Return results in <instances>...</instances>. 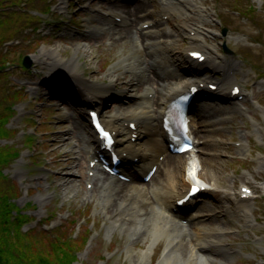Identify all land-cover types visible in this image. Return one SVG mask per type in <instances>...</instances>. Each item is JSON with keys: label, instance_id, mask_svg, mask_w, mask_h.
<instances>
[{"label": "rangeland", "instance_id": "rangeland-1", "mask_svg": "<svg viewBox=\"0 0 264 264\" xmlns=\"http://www.w3.org/2000/svg\"><path fill=\"white\" fill-rule=\"evenodd\" d=\"M194 1L204 10L202 20L195 24L201 28V40L210 47L206 54L217 56L226 68L225 73L220 68L203 69L201 77L219 83L227 92L232 84L240 85L245 96L236 101L247 112L229 109L230 100L224 99L221 107L228 108L226 113L220 108L196 116V151L186 158V165L193 168L196 164L198 173H213L218 190L226 189L230 196L198 203L196 210L203 205L206 210L192 226L204 229L213 243L207 254L211 264H264V0ZM119 2L134 8L143 3L156 19L162 12L160 0H0V13L5 11V18L18 13L0 26V38L9 35V40L0 44V52H7L14 64L8 79L0 82V89L10 95L21 91L20 99L12 103L16 110L8 124L12 132L0 140L1 147H11L20 154L5 174L18 188V208L31 218L25 229L35 228L37 234L61 229L80 250L74 264H170L164 260L165 238L155 245L148 260L138 263L134 255L149 249L151 236L142 232L138 238L121 228L109 230L110 214L106 216L98 205L101 183L99 187L95 182L89 184L88 158L81 150L76 117L83 112L84 121L88 120L87 109L83 108L87 96L106 95L101 107L106 117L140 103L128 100L134 91L132 86L139 85L133 76L132 46L164 36L143 33L141 24L149 16L141 13L135 37L116 41L113 28L119 24L102 20L96 12L114 11ZM50 8L52 14H47ZM169 21L177 23L175 13ZM172 29L174 65L182 73L175 75L166 73L163 67L149 66L147 76L152 81L139 87L140 95H145L148 87L154 90L151 99L155 115L161 82L182 79L193 65L185 56L190 47L188 31L181 33L175 26ZM79 44L89 46L91 55L75 54ZM25 58L27 68L22 64ZM74 58L76 64L68 65ZM126 58L129 61L124 64ZM144 60L152 63L149 56ZM139 63L143 64L141 60ZM228 70H232L229 76ZM185 168L177 167L182 178ZM72 169L79 191L69 185ZM115 181L121 187L129 185ZM136 182H142L141 178ZM158 183L155 178L150 186ZM242 186L252 190L247 202L248 221L237 205ZM177 191L179 195L185 193L180 188ZM131 246L134 252H130Z\"/></svg>", "mask_w": 264, "mask_h": 264}, {"label": "bare ground", "instance_id": "bare-ground-1", "mask_svg": "<svg viewBox=\"0 0 264 264\" xmlns=\"http://www.w3.org/2000/svg\"><path fill=\"white\" fill-rule=\"evenodd\" d=\"M115 1V0H111ZM161 10L160 18H153V13L143 3L135 6L124 5L119 2L114 5L113 11L104 14L103 11H98L97 16L104 21H108L111 24H115L116 17H121L122 22L119 26H114L113 33L116 41L124 40L128 37H135L138 32L135 28L140 23L138 17L141 13L149 16L142 24H148V28L143 33L164 35L155 38L152 41H146L145 43L136 42L132 46L130 59L134 60L133 76L138 81L139 85H133L134 91L129 94V100H138L136 106L128 107L126 111L118 113L113 117L103 118L106 126L116 132L117 151L123 158V161H129L137 168V172L140 176L147 175L148 170L157 165L158 170L150 183H132L127 186L121 187L118 183H115L112 177L105 176L101 170H96V175L90 177L89 183L95 182V186H100L101 183V195L98 198V205L101 208V212L106 216L110 214L111 224L109 230L121 228L123 231L130 235H135L138 238L142 232L148 233L152 238V243L148 250L137 252L134 257L136 262L142 263L150 258V254L154 251L155 245L162 239H166V250L164 254V260L170 264H211L208 259V248L212 246V242L207 239L204 229L196 228L192 226L194 220L202 217V211L206 210L205 206L195 209L197 204L210 200L211 198H218V200L225 199L230 196L228 191H220L217 184V177L210 172L198 173L196 164L193 168L187 165V157H190L191 153L196 150L187 152L183 155L169 156L164 161L159 160V156L166 154L165 137L160 128V121L162 125V118L167 105L174 100L175 97L184 93L189 87L206 83V80L198 81L203 69H210L212 71L220 68L224 69L219 63L217 56L207 55L206 50L210 47L205 45L201 40L202 32L199 26L195 23L200 22L203 18V9L194 0H160ZM130 8V9H129ZM119 11V13H118ZM176 14L177 23L171 24L169 18L172 14ZM162 16H167V20H164ZM130 27H128V26ZM172 26L176 27L181 33L188 31L190 47L186 52L200 51L206 55V63L199 64L197 61L188 59L192 68L186 72V76L178 81L161 82L159 91L160 102L157 115L153 111V101L150 98V94L155 93L154 90L148 87L145 90V95L139 94V87L141 84L150 83V79L147 76L149 66L163 67L166 73H172L180 75L181 70L175 66L174 51L171 47L174 43ZM97 29H99L97 27ZM96 30V29H95ZM112 30V28H111ZM170 34V36H169ZM191 34V35H190ZM167 36V37H166ZM75 54L82 52L87 55H91L90 47L87 45L79 44L75 47ZM59 55V52L56 51ZM188 55V54H187ZM186 55V56H187ZM145 56H149L152 63L144 60ZM138 57V58H137ZM143 64H138L139 61ZM77 59L74 58L68 65L73 66L76 64ZM129 58H126L123 63L126 64ZM207 64V66H206ZM130 66V64H129ZM185 73V72H184ZM115 85L114 80L111 81V87ZM264 86V82L261 84ZM226 93L223 86H219L217 91L219 93L211 94L204 91V95L201 94L194 98L195 104L193 105L194 113L192 115L193 121L191 123L192 128L195 127L196 116L207 111H215L223 108L226 113L228 108L221 107L222 101L230 100L231 107L229 109L246 113L235 97H232L231 90ZM230 92V94H229ZM106 95L91 94L87 96L83 108H96L100 109L103 105ZM264 115V109H261ZM83 113H80L76 117L77 127L80 130V139L83 143L81 150L85 152L89 161H93L96 158L97 150L99 146L97 144L95 135L90 131L89 125L84 122ZM159 118V119H158ZM136 122L137 129L134 131L129 126L126 127V123ZM137 134L138 138L133 141L134 135ZM125 155V157H123ZM138 159L134 163V159ZM167 163V164H166ZM166 166L168 168H166ZM186 167L185 177H180L177 167ZM195 166V167H194ZM90 171H94L90 168ZM69 185L74 191L80 190V184L75 178V170H70ZM187 177V178H186ZM157 178L159 183L157 185L150 186L152 181ZM159 179V180H158ZM199 182L200 185L207 187L198 193L197 196L188 200L181 207H177L176 203L182 198L185 193L179 195L177 189L188 192L190 185L193 181ZM228 189V188H227ZM239 199L237 201L238 208L243 210V215L248 221L249 207L247 205L248 200L243 197L242 192H239ZM94 194L88 199L93 198ZM223 230V229H222ZM221 230V231H222ZM130 252H134L132 246L129 248Z\"/></svg>", "mask_w": 264, "mask_h": 264}, {"label": "trees", "instance_id": "trees-1", "mask_svg": "<svg viewBox=\"0 0 264 264\" xmlns=\"http://www.w3.org/2000/svg\"><path fill=\"white\" fill-rule=\"evenodd\" d=\"M0 8H3L2 5ZM4 13L6 12L0 13V26L13 19V14H18L13 13L5 18L7 15L4 16ZM47 14H52L51 8ZM2 37L0 44L9 40V35ZM7 54L4 51L0 52V82L8 79L11 75L10 68L14 66ZM2 90L0 89V99L5 104L0 102V140L12 132L8 126L16 115L15 105L12 103L21 96V91H15L10 95L3 93ZM31 142L29 139V143ZM19 155L18 150L0 146V264H74L78 260L80 250L76 247V241L67 238L61 229L56 233L43 231L38 234L35 228L25 229L31 218L18 208L15 202L17 194L19 195L18 188L5 174L7 167ZM88 240L89 235L84 241L86 245Z\"/></svg>", "mask_w": 264, "mask_h": 264}, {"label": "water", "instance_id": "water-1", "mask_svg": "<svg viewBox=\"0 0 264 264\" xmlns=\"http://www.w3.org/2000/svg\"><path fill=\"white\" fill-rule=\"evenodd\" d=\"M224 32H226V31L224 30ZM27 61H28V59H25V62H24V63H25L26 66H29V65L27 64Z\"/></svg>", "mask_w": 264, "mask_h": 264}, {"label": "snow or ice", "instance_id": "snow-or-ice-1", "mask_svg": "<svg viewBox=\"0 0 264 264\" xmlns=\"http://www.w3.org/2000/svg\"><path fill=\"white\" fill-rule=\"evenodd\" d=\"M104 136L107 137V133H104ZM192 191L194 192V191H196V189H193Z\"/></svg>", "mask_w": 264, "mask_h": 264}]
</instances>
